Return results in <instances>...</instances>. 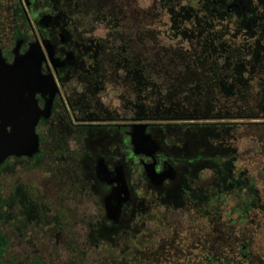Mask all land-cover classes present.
<instances>
[{
    "label": "flooded vegetation",
    "instance_id": "af4514ba",
    "mask_svg": "<svg viewBox=\"0 0 264 264\" xmlns=\"http://www.w3.org/2000/svg\"><path fill=\"white\" fill-rule=\"evenodd\" d=\"M159 1L163 10L156 12ZM137 2L0 0V61L10 65L35 47L42 56L41 75L50 76L55 84L51 98L48 93L35 95L40 110L51 99L48 116H41L35 128L37 151L30 156L10 155L0 162V264H54L56 256L66 252L75 255L62 264H90L91 250L98 253L93 264H137L139 254L146 258V264H163L161 258L153 256L161 254L164 247H159L158 253L151 251L156 232L152 229L150 235H143L147 225L158 221L171 227L181 219L218 221L220 201L230 195L233 185L219 177L225 168L220 170L213 160L199 159L194 171L186 169L187 183L179 188L178 198H169L167 192L176 186L177 176L183 175L181 165L197 162L182 160L181 153L175 155V141L183 143L185 135L201 128L218 131L221 144L238 137L234 120L228 118L233 100L217 90L219 83L234 85L233 72L215 68L189 77V73L166 70L161 73L167 75L163 76L166 83L159 88L154 85L153 71L144 72V78L136 77L129 63L121 69L120 47L128 43L136 50V37L128 26L138 19L143 21L145 15L152 22L145 31L165 29L174 13L182 19L195 16L197 26L204 23L211 28L220 25V31L241 30L242 17L235 18V13L243 9L244 0H221L225 10L217 8L218 0H152L148 11H138ZM247 2L248 12L264 10V0ZM97 28H103L105 35L96 36ZM169 79H177L172 96L169 91L174 87L165 86ZM254 79L250 74L247 90L249 80ZM111 83L120 91L116 100L104 104L102 95ZM259 92L264 96V81ZM134 124H147L151 141L160 144L158 171L165 165L171 167V175L176 174L161 187L145 178L143 163L149 159L133 153L129 132ZM213 142V138L204 140L200 154L213 156ZM236 166L231 163L232 171ZM205 167L216 168L217 177H207ZM238 171L239 177L246 174L245 167ZM123 189L128 190L129 198L113 222L105 200L113 190ZM220 190L227 192L218 194ZM228 207L233 219V205ZM174 237L170 240L175 241ZM167 245L166 251L171 247ZM43 250L49 258L41 257ZM210 251L193 254L196 264H203L208 259L203 258L204 253ZM180 256L178 252L172 257L174 264L183 261Z\"/></svg>",
    "mask_w": 264,
    "mask_h": 264
},
{
    "label": "trees",
    "instance_id": "16d2710c",
    "mask_svg": "<svg viewBox=\"0 0 264 264\" xmlns=\"http://www.w3.org/2000/svg\"><path fill=\"white\" fill-rule=\"evenodd\" d=\"M155 7L156 12L163 10L162 1L157 2ZM183 9L189 11L187 7ZM195 18V16L184 19L176 18V13H174L168 17L169 25L165 29L154 28L134 33L136 38L133 39L136 40L137 47L133 48L136 50L130 49L128 43L126 45L122 43L120 47V57L123 61L121 69L124 70L123 67L129 63L128 66L133 68L135 76L143 75L144 78L146 76L144 72L153 71L154 85L159 88L166 83L167 79L163 76L167 75L161 74L166 70L175 74L189 73V77L196 76L199 72L205 74L215 68H218V71L224 68L228 69L226 72H233L236 81L233 86H230L231 91L226 93V98L233 100L230 106L233 110L230 113L231 117L228 118L234 120L235 131L238 128H251L254 131V134L250 136L252 146L246 151L238 150L236 146L238 137L232 142L236 146L234 157L237 163L242 156L248 157L254 152V155L257 154L261 158V164L257 166L259 168L257 174L252 175L245 167L246 174L244 172L242 177H237L238 179L234 181L230 189V195H225L227 197L222 198L221 205L217 207V222H213V219L212 222L202 219V230L206 232L211 230L216 235L212 238L213 240L209 241L211 248L208 249L211 251L203 256L208 259H202V263L253 264L251 252L253 233H250L249 227L253 224L251 219L253 212L263 207L264 200V188L262 190L259 188V184L264 185V132L262 134L260 130L264 127V96L259 92L260 83L264 81V26L261 25L258 30L251 33L241 30L220 31V25L211 28L202 23L197 26ZM181 20L184 23L182 26H180ZM145 40L150 41L149 47L148 43H144ZM244 41H248L249 44H243ZM138 47L145 49L140 50ZM148 59L153 63L148 62ZM124 60L128 61L124 62ZM125 71H129L128 67ZM250 74L257 75V77L254 81L249 80L247 90ZM138 81L143 82L144 79H138ZM168 82L169 85L165 86L173 88L177 79H169ZM176 91L177 86L169 91V96L176 94ZM169 100L173 103V99ZM238 119H248V121L237 123ZM243 135L247 136L244 131ZM229 204L233 205L231 209L235 212L233 219L229 217L231 212L225 208ZM222 215L223 217H220ZM142 258V254H139L137 264L148 263L145 257ZM260 261V264L264 263V255Z\"/></svg>",
    "mask_w": 264,
    "mask_h": 264
},
{
    "label": "water",
    "instance_id": "95a60500",
    "mask_svg": "<svg viewBox=\"0 0 264 264\" xmlns=\"http://www.w3.org/2000/svg\"><path fill=\"white\" fill-rule=\"evenodd\" d=\"M41 59L42 56L38 50L31 47L28 53L18 56L10 65L0 61V162L10 155L30 156L37 151L38 138L35 128L41 116H48L51 99H48L45 108L40 110L36 104L35 95L48 93L51 98L55 91V84L51 77H44L40 73ZM146 129L147 124L131 126L130 143L133 146L134 155H142L149 159V161L144 160L143 163L145 178L152 185L161 187L166 180H173L176 174L171 175V167H165V165L158 171L156 154L160 151V144L151 141ZM120 178L121 184L127 185L123 170ZM100 179L104 180L102 177ZM105 180L108 179L105 178ZM122 193L123 198L120 197ZM128 198L127 189L113 190L106 198L107 215L113 219V222L117 221L115 218L119 216L121 207ZM114 208H117L116 212Z\"/></svg>",
    "mask_w": 264,
    "mask_h": 264
},
{
    "label": "rangeland",
    "instance_id": "374dc122",
    "mask_svg": "<svg viewBox=\"0 0 264 264\" xmlns=\"http://www.w3.org/2000/svg\"><path fill=\"white\" fill-rule=\"evenodd\" d=\"M137 1H138L137 2L138 11H142V10L148 11V8L152 2V0H137ZM137 9H135V11H137ZM149 24H152V22L150 21L149 16L145 15V17L143 18V21L138 19L133 24L128 26V30H132L133 31L132 34L141 33L143 31H145V29L147 28V26H149ZM154 26L156 27L157 25L154 24ZM94 33L98 37L99 36L102 37L105 35V31L103 28H97L94 31ZM145 42L148 43L147 46L150 44L149 40H148V42H147V40H145L144 43ZM138 49L144 50L145 48L144 47H140V48L138 47ZM253 76L255 78L257 77V75H253ZM117 91L118 92L120 91L118 87H115L112 83L110 85H108L107 90L102 95L103 96L102 103H104V104L105 103H111L112 101L116 100L117 99ZM242 121H245V123H246L248 121V119L236 120L237 123H241ZM243 129H245V130H243ZM243 129L238 128L237 131H235L236 133H239L238 134V140L236 141V146L238 147V149H240V150L244 149L246 151V149L248 147L252 146L251 141H250V136H252L254 134V131L251 128H248V129L243 128ZM260 130L262 131V134H263L264 127L261 128ZM243 131L247 135L246 137L243 135ZM260 159L261 158L259 156H257V154L254 155V152H253V154L248 155V157L244 155L237 162L236 169L238 170L242 167H246V168H248L249 173H251L252 175L257 174L258 170H259V168L257 166L259 164H261ZM258 160L260 162H257ZM259 188L262 190L264 188V185L259 184ZM262 205H263V207L261 209H259V210L255 209L256 211L253 212L252 218H251L253 221V224L251 227H249L250 233H253V235H251L252 236V242H251V244H252L251 250L252 251L251 252L253 254L252 255L253 264H260V262H261L260 260L263 259V255H264V200L262 202ZM202 224L203 223H199V221L196 219L194 222L189 221L188 219H186V220L181 219V222H178L176 224V226H174V225L172 226V224H171V227H170L169 223L168 224L166 222L159 223L157 221L155 223H151L150 225H147L146 226L147 228L145 229V234H143V235H150L152 229L154 230V232H156V234H153L154 236L151 239V242H152L151 251L154 250L155 252L158 253L159 250L161 249L159 247H164V249L162 250V252L164 251L163 253L161 252V254H159L157 257H156L157 254L153 256L155 258H161L159 260L161 263H163V264H174V262L172 261V257H174V255L178 254V252H179V255L180 254L182 255V256H180V259H182L183 261H179V263H177V264H196L198 262V260L197 261L195 260L193 254H199L200 250L202 252L203 249L211 248V243L209 241L213 240L212 238L216 236L215 234H213L211 232V230H207V232L203 231L202 230ZM83 227H85V226H83ZM174 235H175V237H174ZM172 237L175 238V241L170 240ZM123 242H124V240L122 238L121 243H123ZM167 243L171 244V247H169L168 251H166V249H165L166 246H168ZM135 245H136V242H135ZM44 251L46 252V250L41 251L42 252L41 257H43L45 259L49 258V256H47L46 254L43 253ZM151 251L149 250V253ZM97 254L98 253H95L93 250H91V254H90L91 263L90 264H93L92 258L98 259ZM70 255H75V254H71L70 252H66V254H63V255L59 254L56 256V259L53 263L54 264H62V263H64L65 259L70 258ZM204 256H205V253H204ZM148 257H149V255H148ZM101 258H99V259H101ZM166 258H169V260L166 261L165 260ZM246 264H249V263H246Z\"/></svg>",
    "mask_w": 264,
    "mask_h": 264
},
{
    "label": "crops",
    "instance_id": "0c3cea01",
    "mask_svg": "<svg viewBox=\"0 0 264 264\" xmlns=\"http://www.w3.org/2000/svg\"><path fill=\"white\" fill-rule=\"evenodd\" d=\"M220 1L221 0H218L220 5L218 4L217 8L219 10H225V7L220 3ZM248 6L249 5H248L247 0H244V3L242 5L243 9L235 13V18L238 19V17H242L241 20L243 21V25L241 27V31L251 33V32L258 30V27H260L261 25L264 26V10L257 9L256 14L250 11L249 13L247 11ZM256 17L259 19L257 20ZM217 90L219 91L218 92L219 94L228 93L231 91L230 84L226 85L224 83L222 85L221 83H219ZM234 134L238 136V133L234 132ZM184 138H185L184 141H182L183 143L179 141H175L177 144V149L173 153L175 155H178L179 153H181L184 156V159L182 158V160L188 159L189 161H193V162L197 161V162H196V165L189 166L186 164V161H185V163L181 165V167L183 168L182 169L183 175H179L180 177L179 179L177 176V181L174 183V185L176 186L168 190L167 196L169 198H176V197L178 198L177 194L179 195V188H181V186L187 183L185 179L186 177L185 173H187L186 169H189V170L192 169V171H194L197 168L199 159H200L199 162H202L204 160H213L214 165L217 166L220 170L225 168V170H222L223 173L219 174V177L225 178L228 184L233 185L234 181L238 179L237 177H239V171L238 170L232 171L231 169V163L235 165L237 161L235 160V157H234V154H235L234 152H235V147H236L234 144L219 143L220 133L218 131L213 132L211 129H208V128L191 130L190 133L185 135ZM207 138L209 139L213 138V140L215 141L211 144V147H212L211 153L213 155L211 157L200 154V151L202 150V142L206 140ZM205 168L208 170V173H209V174L206 173L207 177L208 176L214 177L215 175L217 177L216 168L215 169L214 167H205ZM187 177L191 178L190 175H187ZM217 179H218L217 180V183H218L219 178ZM226 192H227L226 190H220L217 193L222 194Z\"/></svg>",
    "mask_w": 264,
    "mask_h": 264
}]
</instances>
